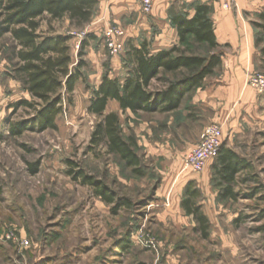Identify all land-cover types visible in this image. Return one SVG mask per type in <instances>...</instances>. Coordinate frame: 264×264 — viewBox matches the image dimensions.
<instances>
[{
	"label": "rangeland",
	"instance_id": "rangeland-1",
	"mask_svg": "<svg viewBox=\"0 0 264 264\" xmlns=\"http://www.w3.org/2000/svg\"><path fill=\"white\" fill-rule=\"evenodd\" d=\"M91 23L78 28L66 17L40 21L41 33L70 37L71 68L84 64L56 129L43 132L9 134L34 110L12 107L32 100L11 77L17 60L10 35L0 39V264H264V94L247 87L228 108L222 144L253 169L241 175L236 199L226 200L213 181L214 161L199 174L184 168L199 134L216 124H208L207 113L193 105L195 91L167 113L123 112L109 101L104 114L116 113L122 138L136 143L144 172L137 177L104 146L91 148L99 120L87 111L92 93L105 75L123 82L128 50L122 28L109 23L96 36ZM107 28L124 34L116 39L122 47L115 54L103 42ZM190 47L189 54L206 55L204 48ZM178 76L160 73L149 90L163 91ZM74 172L103 184L115 202L105 203L93 187L74 181ZM189 182L208 220L205 239L181 207ZM123 201L128 205H119Z\"/></svg>",
	"mask_w": 264,
	"mask_h": 264
},
{
	"label": "trees",
	"instance_id": "trees-1",
	"mask_svg": "<svg viewBox=\"0 0 264 264\" xmlns=\"http://www.w3.org/2000/svg\"><path fill=\"white\" fill-rule=\"evenodd\" d=\"M97 3V0H0V39L10 35L13 57L17 60L11 77L32 100H21L12 107L34 110L33 118L26 123L9 127L10 135H21L28 129L37 132L56 129L55 119L63 111V102L66 100L71 103L70 95L76 83L82 80L83 62L79 61L76 67H70V37L41 33L40 21L43 18L55 21L66 17L79 28L90 23ZM193 9L192 16L185 11H175L173 7L168 11L180 47L150 55L145 42L139 48L128 45L124 62L127 71L123 82L103 76L89 101L88 113L99 118L91 135V148L104 146L108 154L117 157L137 177L144 176V172L136 154L134 139L124 140L118 115L104 112L109 101L116 102L123 112L129 110L134 114L174 111L187 95L201 88L204 79L220 67L222 54L216 52L218 46L214 25L209 18L210 8L195 4ZM258 18L260 22L255 25L261 31L257 37L259 43L264 35V14ZM189 39L192 41L189 42ZM190 43L191 46L207 50L206 55L189 54L188 49H192ZM85 46L86 40L82 50ZM261 53L264 56V48ZM79 55L81 57L82 51ZM160 73L179 76L166 81L167 86L163 91L153 92L149 90L150 82ZM213 161V181H217L221 189L219 198L236 199L234 188L242 174L251 172V164L223 144ZM71 175L74 181L80 179L83 185L93 187L95 195L105 203L115 202L114 194L103 184L82 172ZM199 198V191L193 182H189L184 188L181 207L187 216L192 217L197 225L196 231L205 239L208 237L209 224L197 203ZM119 205L127 206L128 202L123 201Z\"/></svg>",
	"mask_w": 264,
	"mask_h": 264
},
{
	"label": "crops",
	"instance_id": "crops-1",
	"mask_svg": "<svg viewBox=\"0 0 264 264\" xmlns=\"http://www.w3.org/2000/svg\"><path fill=\"white\" fill-rule=\"evenodd\" d=\"M97 2L90 33L98 36L100 30L110 23L124 30L127 46L139 48L145 42L150 55L180 47L177 31L168 18L170 8L188 12L190 16L194 13L195 4L210 8L209 18L214 25L218 46L216 52L222 54L221 65L195 91L193 105L199 107L203 114L205 111L208 124L220 125L222 132L230 119V103L242 100L248 87L246 76L264 72V56L261 53L264 35L258 43L261 31L255 25L260 22L259 15L264 14V0H235L231 10H223L216 0H153L148 15L142 14L136 0Z\"/></svg>",
	"mask_w": 264,
	"mask_h": 264
},
{
	"label": "built area",
	"instance_id": "built-area-1",
	"mask_svg": "<svg viewBox=\"0 0 264 264\" xmlns=\"http://www.w3.org/2000/svg\"><path fill=\"white\" fill-rule=\"evenodd\" d=\"M140 5L141 12L148 15L152 10L153 0H136ZM223 10H231L235 5V0H216ZM122 31L107 28L104 32L103 42L111 54L117 53L122 45L116 42L117 38L123 37ZM245 84L253 88L257 94H264V74L251 73L246 76ZM222 127L217 124L206 126L198 142L189 152L184 160V168L192 173H201L205 166L217 158L222 146Z\"/></svg>",
	"mask_w": 264,
	"mask_h": 264
}]
</instances>
